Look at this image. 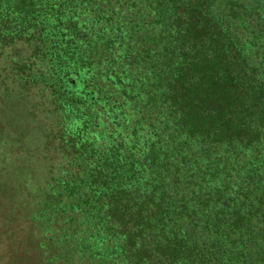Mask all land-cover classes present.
<instances>
[{"label":"trees","instance_id":"obj_1","mask_svg":"<svg viewBox=\"0 0 264 264\" xmlns=\"http://www.w3.org/2000/svg\"><path fill=\"white\" fill-rule=\"evenodd\" d=\"M0 64L45 264H264V0H0Z\"/></svg>","mask_w":264,"mask_h":264},{"label":"rangeland","instance_id":"obj_2","mask_svg":"<svg viewBox=\"0 0 264 264\" xmlns=\"http://www.w3.org/2000/svg\"><path fill=\"white\" fill-rule=\"evenodd\" d=\"M1 87L4 88V86ZM10 108L13 109L14 104H4L0 97V120L3 123L7 120L4 117L5 113L11 112ZM4 130V135H0V180L9 183L11 187L0 184L9 189L7 195L0 197V264H45L51 253L39 246L43 240L44 231L39 229L41 224L38 223H35L34 228L31 229L32 225L27 218L36 198L27 201V183L30 180L26 174L35 168V175H37L42 167L34 155H24L22 144L13 136L10 125H7ZM33 131L30 129L29 138L32 136L29 139L30 149L40 147V140L36 141ZM1 156L8 161L3 163ZM52 156L57 159L56 156ZM17 182H20V187L14 192L12 184L15 185ZM26 258H30L28 262Z\"/></svg>","mask_w":264,"mask_h":264}]
</instances>
